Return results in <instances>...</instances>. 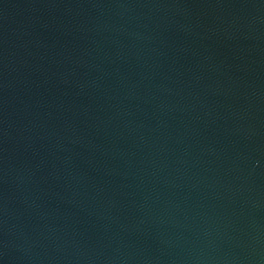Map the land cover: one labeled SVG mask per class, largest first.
Segmentation results:
<instances>
[{"label": "water", "instance_id": "obj_1", "mask_svg": "<svg viewBox=\"0 0 264 264\" xmlns=\"http://www.w3.org/2000/svg\"><path fill=\"white\" fill-rule=\"evenodd\" d=\"M0 264H264V0H0Z\"/></svg>", "mask_w": 264, "mask_h": 264}]
</instances>
